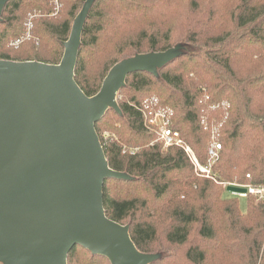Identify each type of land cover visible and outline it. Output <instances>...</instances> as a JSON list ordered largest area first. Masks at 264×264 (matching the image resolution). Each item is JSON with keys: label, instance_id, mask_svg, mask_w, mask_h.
Here are the masks:
<instances>
[{"label": "trees", "instance_id": "trees-1", "mask_svg": "<svg viewBox=\"0 0 264 264\" xmlns=\"http://www.w3.org/2000/svg\"><path fill=\"white\" fill-rule=\"evenodd\" d=\"M86 1L60 0L49 17L53 0H8L0 60L59 64ZM157 1L92 0L82 32L75 80L89 97L117 63L171 50L180 29L196 45L157 73L129 74L118 94L120 112L109 109L96 123L110 168L126 175L105 180L106 215L129 227L140 252L161 255L149 264H264V200L255 204L249 196L242 211L238 198L195 173L183 149L164 148L143 113L146 102L173 112L172 129L204 166L211 119L228 115L217 131L222 150L211 169L218 182L264 187V0H187L185 7V0ZM10 188H0V202L31 191ZM38 209L33 204V215ZM68 264L111 263L77 245Z\"/></svg>", "mask_w": 264, "mask_h": 264}, {"label": "water", "instance_id": "water-1", "mask_svg": "<svg viewBox=\"0 0 264 264\" xmlns=\"http://www.w3.org/2000/svg\"><path fill=\"white\" fill-rule=\"evenodd\" d=\"M7 2L0 0V22ZM89 10L90 5L76 17L59 64L0 60V188L12 181L36 187L43 203L32 218L43 215L48 219L44 227L35 225L32 239L38 242L29 249L15 241L16 230L7 225V217L0 210L2 264H68V256L77 245L107 257L111 264L152 261L150 255L137 249L129 227L106 215L104 182L109 178L125 179L126 175L110 168L96 123L109 109L120 112L117 96L128 75L139 71L155 73L164 64L162 54L168 51L139 54L117 63L100 91L87 96L75 80V69ZM20 118L33 124L38 149L55 167L54 189L58 195L53 202L54 213L53 205L47 210L43 196L52 181L41 178L47 182L44 186L41 179L32 181L21 174L24 168V173L35 171L36 164L30 160L32 153L27 145L21 146L24 131H20ZM228 190L246 193L245 188L232 185ZM40 250L50 252L39 254Z\"/></svg>", "mask_w": 264, "mask_h": 264}, {"label": "rangeland", "instance_id": "rangeland-1", "mask_svg": "<svg viewBox=\"0 0 264 264\" xmlns=\"http://www.w3.org/2000/svg\"><path fill=\"white\" fill-rule=\"evenodd\" d=\"M161 1L162 0L157 1V2H155V4H158ZM91 2H92V0L86 1V3L83 6L82 10L85 7L89 6L91 4ZM184 2H185V5H184V7H185L187 5L186 4L187 0H185ZM53 3L56 6V11L53 14L49 15V17H55L57 15L60 7H61L60 0H53ZM186 33L187 32H185L183 34V30L180 29L179 30V35H176V41H175L176 45L171 50H169L167 53L162 54V60L164 62L163 66L168 64L169 62H171L173 59L181 56L182 54L191 53V52L194 51V49H196V47H195L196 45L193 46V45H190V44L187 43L188 40L186 38ZM27 38L30 40L32 38V36H27ZM155 73H157V70H156ZM118 97H119V95L117 96V102H118ZM227 116L228 115L225 116V118H224V120L222 122H219L221 120H217L216 118L211 119V121H212V122H210V123H212L210 125V128H211L210 129L211 144L213 143L214 138H215L216 141H218L219 143L222 144V142H220V140H219V135H218L219 131H218V129H219V127H223L224 126L225 121L227 120ZM18 121H19L20 131L21 132L24 131V143L21 142V146L24 147V145H27V147L30 149V152L32 153V157L30 158V160L32 161V163L36 164V170L35 171L31 170L30 168H32V167L30 166V168H27V169H29L31 171H29L28 173H24L25 172V168H24L21 171L22 172L21 174H24L26 179H29V180H32V181L39 180L41 178H43L44 180H49L50 179L52 181V183H50L51 184L50 189L46 188L45 195H43V196H44V198L46 199V202H47V210L49 209V205L50 206L53 205L51 207V210L54 213L55 208H54L53 202L56 201L57 195H58V193H57L58 190L56 191L54 189V187L56 185V182H55V180H56L55 167L50 162H48L47 160L45 161L44 154L41 153L40 150L38 149V146L36 145L35 140H34V136H35V139H36V133L34 132L33 124L29 123L30 121L29 122L24 121L23 118L18 119ZM213 121H215V122H213ZM21 123H22V125H21ZM204 125L207 127L206 120H204ZM217 131H218V133H217ZM185 143L188 145V143L186 141H185ZM20 151L22 152L21 149H20ZM20 151L18 153H21ZM24 151H25V149H24ZM193 152H194V150H193ZM194 154H195V152H194ZM195 157H196V155H195ZM20 158L19 159L17 158L18 163L20 162ZM205 167L206 166L201 165V164H200V167L199 166H197V167L194 166L195 173L198 176L202 175L205 178L214 179V181H216L217 183H219L223 187L224 196L225 197L238 198L241 210L242 211H246L247 210V203H248L247 198H241L237 194H235L233 192L231 193V192L226 190L229 187L230 184L238 185V186H241L242 184H238V183H234V182H218L217 181L218 175L214 173L213 168L210 169V173L209 174L211 176H209L208 173L205 170H203V168H205ZM38 172L41 173L42 176H44V177H42ZM43 179H41V182H43L41 184L46 186L47 182L46 181L44 182ZM10 184H11L10 190L14 187L15 190L18 191L19 187H22L21 190H23V189H25L24 187L30 186L31 187V191H26V193L23 194L22 198L19 199V200H15V198H13L12 200L7 201V202H0V210L7 217V222H6L7 225L10 228H12V229L14 228L16 230V232H15V241L18 244H20L21 246L22 245L25 246L26 248H29V249L31 247L35 248L38 241L32 239V234H33V231H34V227H35L36 224L39 227H44L46 225L47 220H48L46 217H40V218H38L36 220H34L32 218V215H33V213H32L33 204L40 205V204L43 203L41 201V196H40L39 193H37L36 187H34L32 185H25V184H21V183H18V182L14 183L13 181ZM8 198L11 199L12 197H8ZM26 202H29L30 206H28L26 204ZM255 204H258L257 200L255 201ZM37 211H39V209ZM13 221H14V223L17 222V224H14V226H12L13 225V223H12ZM18 222H22L23 225L18 223ZM30 236H31V238H30ZM29 239H30V241H29ZM48 252H50V251L46 252V251L40 250L39 254H46ZM160 256H161L160 254L151 255L152 260H156V259L160 258Z\"/></svg>", "mask_w": 264, "mask_h": 264}, {"label": "built area", "instance_id": "built-area-1", "mask_svg": "<svg viewBox=\"0 0 264 264\" xmlns=\"http://www.w3.org/2000/svg\"><path fill=\"white\" fill-rule=\"evenodd\" d=\"M155 103H145V108L143 109V113L145 115V125L147 126L148 129L155 131L158 135V140L163 143L164 148L168 149L171 147H179L185 151V153L188 155V157L191 159L193 162L194 166L200 167V163L198 159L195 157V154L192 150V148L185 143V141L182 139L180 133L174 129H172V117H173V112L166 110V109H161L158 111H155L151 106L154 105ZM222 150V144L219 143L218 141L213 140V143L211 144V148L209 151L210 155V161L209 165L203 168L209 176H211L210 169L212 165L219 160L220 158V152ZM133 153V152H132ZM232 186H237V187H242L246 189V193H235L241 198H248L249 196H255L257 202L264 200V187L263 186H252V185H233ZM229 185V186H230Z\"/></svg>", "mask_w": 264, "mask_h": 264}]
</instances>
